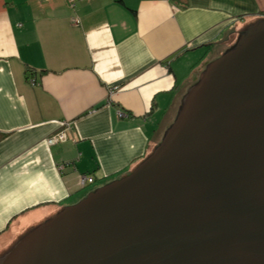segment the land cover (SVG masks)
<instances>
[{
    "label": "crops",
    "instance_id": "obj_1",
    "mask_svg": "<svg viewBox=\"0 0 264 264\" xmlns=\"http://www.w3.org/2000/svg\"><path fill=\"white\" fill-rule=\"evenodd\" d=\"M263 13L264 0H0V241L133 170Z\"/></svg>",
    "mask_w": 264,
    "mask_h": 264
},
{
    "label": "water",
    "instance_id": "obj_2",
    "mask_svg": "<svg viewBox=\"0 0 264 264\" xmlns=\"http://www.w3.org/2000/svg\"><path fill=\"white\" fill-rule=\"evenodd\" d=\"M238 29L151 154L32 226L0 264H264V18Z\"/></svg>",
    "mask_w": 264,
    "mask_h": 264
},
{
    "label": "rangeland",
    "instance_id": "obj_3",
    "mask_svg": "<svg viewBox=\"0 0 264 264\" xmlns=\"http://www.w3.org/2000/svg\"><path fill=\"white\" fill-rule=\"evenodd\" d=\"M262 15H263L262 18H264V14H262ZM239 35H240V33H234V34L229 35V36H230V37H229V38H230V40H229L230 43L228 44L229 47L226 49V51H227L230 47H232L233 45L236 44V42H237L238 39H239ZM220 56H221V55H220ZM204 68H205V67H204ZM205 69H206V68H205ZM205 69H203V70L205 71ZM204 71H203V72H204ZM203 72H202V74H199V76H198L199 78H195V79H194L195 82L193 81L192 85H194L195 83L198 82V80L202 77ZM196 79H197V80H196ZM192 85H191V86H192ZM191 86H190V87H191ZM190 87H189V89H190ZM189 89H187V91L185 92L184 96L187 94V92L189 91ZM184 96H183V98H184ZM183 98H182V102H183ZM175 120H176V119H175ZM174 122H175V121H174ZM174 122H173V123H174ZM173 123H172V124H173ZM172 124H170V126H171ZM170 126H169V127H170ZM167 129H168V128H167ZM165 133H166V132H165ZM159 144H160V143H159ZM159 144H157L156 146H158ZM156 146H154L153 150L156 148ZM153 150H152L151 152H153ZM151 152H150V154H151ZM113 180H114V179H113ZM109 182H110V181H109ZM103 185H104V184H103ZM101 186H102V185H101ZM98 187H99V186H98ZM96 188H97V186H96ZM86 189L89 190L88 192H90V191H92L91 189H93V188H91V185H89V186L86 187ZM94 189H95V188H94ZM94 189H93V190H94ZM88 192H87V194H88ZM58 212H59V211H58ZM58 212H57V213H58ZM57 213H55V214H57ZM55 214L51 215L50 217L54 216ZM50 217H49V218H50ZM40 223H42V222H39L38 224H40ZM36 225H37V224H36ZM32 226H34V225H32ZM32 226L28 227L26 230H23V231H22V230H21V231L19 230L17 233H15V235H14L13 237H8V238H3V239L1 238V241L3 240V244H4V245H8V247H9V246L14 242L15 239H17L20 235H22L24 232H26V231H27L28 229H30ZM1 241H0V242H1ZM0 244H2V243H0ZM8 247H7V248H8ZM7 248H6V249H7ZM6 249H5L4 251H6ZM4 251H3V252H4ZM3 252H1L0 255H1Z\"/></svg>",
    "mask_w": 264,
    "mask_h": 264
},
{
    "label": "built area",
    "instance_id": "obj_4",
    "mask_svg": "<svg viewBox=\"0 0 264 264\" xmlns=\"http://www.w3.org/2000/svg\"><path fill=\"white\" fill-rule=\"evenodd\" d=\"M47 1H49V0H47ZM69 1L74 4L77 0H69ZM77 22H79V21H77ZM119 114H120V116H124L125 115V112L119 111ZM64 137H65V134L64 133H58V134H55L54 136H51L49 138L48 142L50 144H53V143H56V142L64 139ZM94 180H95V178L93 176L84 175L82 177V185L83 186H87L88 184L93 183Z\"/></svg>",
    "mask_w": 264,
    "mask_h": 264
},
{
    "label": "trees",
    "instance_id": "obj_5",
    "mask_svg": "<svg viewBox=\"0 0 264 264\" xmlns=\"http://www.w3.org/2000/svg\"><path fill=\"white\" fill-rule=\"evenodd\" d=\"M264 14V13H263Z\"/></svg>",
    "mask_w": 264,
    "mask_h": 264
}]
</instances>
